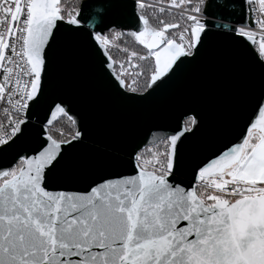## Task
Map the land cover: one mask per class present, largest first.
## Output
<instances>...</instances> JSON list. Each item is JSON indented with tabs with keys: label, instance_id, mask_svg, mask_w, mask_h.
I'll list each match as a JSON object with an SVG mask.
<instances>
[{
	"label": "snow or ice",
	"instance_id": "snow-or-ice-1",
	"mask_svg": "<svg viewBox=\"0 0 264 264\" xmlns=\"http://www.w3.org/2000/svg\"><path fill=\"white\" fill-rule=\"evenodd\" d=\"M228 7L0 0V264H264V93L210 148L194 142L205 113L193 100L118 153L53 91L57 54L78 43L129 104L198 64L212 35L264 69V0Z\"/></svg>",
	"mask_w": 264,
	"mask_h": 264
},
{
	"label": "water",
	"instance_id": "water-1",
	"mask_svg": "<svg viewBox=\"0 0 264 264\" xmlns=\"http://www.w3.org/2000/svg\"><path fill=\"white\" fill-rule=\"evenodd\" d=\"M214 2L228 5L226 12H231L232 0ZM209 19L230 23L221 16ZM235 44L229 37L212 35L198 64L189 65L150 101L129 104L109 94L86 45L78 43L57 54L53 91L64 94L82 112L93 142L110 144L118 153L148 123L174 127L182 121V107L196 100L205 113V123L194 142L198 149L210 148L235 133L254 98L264 93V69L248 62ZM82 151L93 149L88 145Z\"/></svg>",
	"mask_w": 264,
	"mask_h": 264
}]
</instances>
